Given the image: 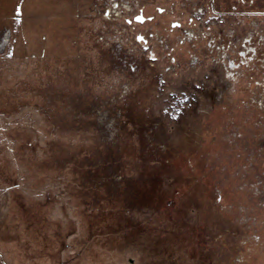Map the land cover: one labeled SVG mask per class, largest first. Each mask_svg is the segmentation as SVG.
<instances>
[{"label": "rangeland", "instance_id": "1", "mask_svg": "<svg viewBox=\"0 0 264 264\" xmlns=\"http://www.w3.org/2000/svg\"><path fill=\"white\" fill-rule=\"evenodd\" d=\"M0 264H264V0H0Z\"/></svg>", "mask_w": 264, "mask_h": 264}, {"label": "water", "instance_id": "2", "mask_svg": "<svg viewBox=\"0 0 264 264\" xmlns=\"http://www.w3.org/2000/svg\"><path fill=\"white\" fill-rule=\"evenodd\" d=\"M137 18H138V20H140V21H143V20H144V17H143L142 15H139Z\"/></svg>", "mask_w": 264, "mask_h": 264}]
</instances>
